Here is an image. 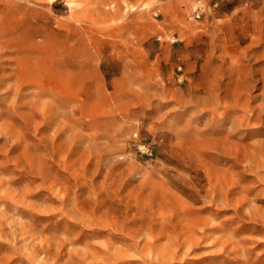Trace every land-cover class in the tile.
Segmentation results:
<instances>
[{
	"label": "rangeland",
	"instance_id": "rangeland-1",
	"mask_svg": "<svg viewBox=\"0 0 264 264\" xmlns=\"http://www.w3.org/2000/svg\"><path fill=\"white\" fill-rule=\"evenodd\" d=\"M0 264H264V0H0Z\"/></svg>",
	"mask_w": 264,
	"mask_h": 264
},
{
	"label": "trees",
	"instance_id": "trees-1",
	"mask_svg": "<svg viewBox=\"0 0 264 264\" xmlns=\"http://www.w3.org/2000/svg\"><path fill=\"white\" fill-rule=\"evenodd\" d=\"M107 79H108V76H107Z\"/></svg>",
	"mask_w": 264,
	"mask_h": 264
}]
</instances>
